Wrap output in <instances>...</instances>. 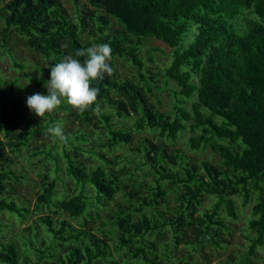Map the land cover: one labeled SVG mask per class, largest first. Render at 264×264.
<instances>
[{
	"label": "trees",
	"instance_id": "obj_1",
	"mask_svg": "<svg viewBox=\"0 0 264 264\" xmlns=\"http://www.w3.org/2000/svg\"><path fill=\"white\" fill-rule=\"evenodd\" d=\"M87 1L93 9L83 12L77 5L73 20L61 0H0L2 47L14 32L23 46L47 61L36 67L43 78L32 75L36 92L46 95L43 85L51 66L100 43L111 46L112 59L129 63L137 80L122 77L110 62L113 75L93 81L100 89V113L95 104L82 115L73 111L83 124L97 118L99 136L108 141L97 144L103 152L84 149L89 141L84 133L65 134L67 142L54 138L48 148L45 143L34 148L33 156L44 155L56 175L64 171L79 189L55 202L57 177L43 176L32 210L35 218L18 240L0 243V264H160L183 246L221 249L230 230L225 220L239 217L237 199L243 208L253 203L246 222L247 251L237 263L255 264L252 258L264 249V0ZM108 17L123 27H111ZM86 19L96 37L82 43ZM149 41L170 49V62L159 71L147 64L153 63V51L163 53L160 47L141 56L142 45ZM12 61L14 68H24ZM169 81L175 87H168ZM14 87L0 79V213L13 214L23 223L29 207L4 197L8 180L19 177L10 168L12 157L58 119L25 112ZM159 92L171 96L169 112L151 103V95ZM64 110L70 112L66 106ZM130 129L155 137L141 136L133 144ZM185 132L191 151L209 149L219 161L195 162L170 147ZM58 143L64 169L58 155L48 151ZM124 147L129 154L121 161L106 157L109 149ZM85 154L91 162L82 159ZM205 199L212 203L200 209ZM89 209L96 219L103 216L99 229L86 227ZM58 212L83 223L72 224ZM188 258H174L170 264H185Z\"/></svg>",
	"mask_w": 264,
	"mask_h": 264
},
{
	"label": "rangeland",
	"instance_id": "obj_2",
	"mask_svg": "<svg viewBox=\"0 0 264 264\" xmlns=\"http://www.w3.org/2000/svg\"><path fill=\"white\" fill-rule=\"evenodd\" d=\"M62 6L65 9L66 13L75 20V12L77 5L79 6V11L86 12L87 9H93L90 7L87 0H78V4L74 3L72 0H61ZM248 13H245L243 17H241L236 25L239 27L243 24V18L247 17ZM112 25L111 27L120 29L123 26L118 23L112 17H108ZM3 28V23L0 20V79L15 83V94L22 106V109L30 113L29 109L26 107V99L28 96L37 93L34 83L32 82V75H37L39 78H43L45 74L43 72H39L36 67L45 66L46 59L43 58L40 54L35 53L29 50L27 47L23 46L20 40V37L17 36L14 32H11L8 42L5 47L3 46L1 29ZM96 37V31L94 25L86 19V26L82 30L81 33V41L82 43H86L88 41L94 40ZM154 46L160 47L161 52L153 51V63H148L147 66L152 68L154 71H159L165 66H167L170 62V49L160 43H154L153 41L144 42V45L141 47V56L146 57L147 51ZM12 59L18 63L22 64L24 68L22 70L18 68H14L12 66ZM110 62L114 63V67L116 71L122 77H128L133 81H137L135 78L134 69L129 63L124 62L119 59H111ZM109 62V63H110ZM37 67V68H38ZM168 87H175V84L172 81H169ZM43 90L47 94V89L43 85ZM151 103L162 112H169L170 106L172 103L171 96L168 95L167 92H159L153 93L151 95ZM193 99V98H192ZM191 100H188L186 106L188 107L191 103ZM64 106L70 110L67 112L64 110ZM73 109L69 107L67 104L62 103L53 113L54 118L58 119L56 124H60L63 128L64 134L68 135H79L84 133L89 141L83 144L84 149H91L95 147L97 152H103L104 149L97 146L98 143H107V138L103 136H99V132L97 130V126H99V122L97 118H94L91 123L83 124L81 121L77 120L73 116ZM115 123H120V120L114 118ZM128 125H131V120L126 121ZM130 132L134 136V143L139 137H148L154 139L155 134L144 131L134 132L133 129H130ZM188 132L182 133L180 138L173 143L170 147L178 148L183 151L187 156H189L193 161L198 162L200 160H209L212 163H217L219 161V157L212 153L209 149L204 151H191L188 147L187 143ZM52 137H50L46 132L42 135L34 138L27 147L22 148L16 155L12 157V163L10 164V168L12 171L16 173L18 177L17 180L10 179L6 185V191L4 197L13 198L17 201L19 205H24L29 207L30 214L28 215V220L26 222L21 223L20 219L13 214L3 212L0 213V223L2 224L1 232H0V243L10 240V239H19V233L23 227L27 226L35 217V213L33 210V205L35 203V198L40 192V181L43 176H48L50 179L57 177V185H56V195L53 198L55 202L61 199L69 198L73 193L78 192V185L74 183V181L67 177L64 174V171H60L57 175L55 172L54 165L50 162V160L45 159L44 155H36V148L39 144L45 143L48 148L51 146L53 142ZM131 146H134V145ZM46 150V149H45ZM52 155H58L60 159V166L64 169V159L61 154V143H58V146L55 150L51 151ZM127 148H118L114 151H107L106 157L112 162L121 161L123 155L129 154L126 153ZM94 157V156H92ZM82 159L88 162H91L89 154H85L82 156ZM86 192L91 193V188L86 187ZM212 203V199H205L200 209L208 208ZM237 203V212L239 217L237 220H229L226 219V223L230 225V230L226 232L223 237L227 239L228 243L224 245L221 249L219 248H202L200 250H192L187 246L179 247L173 257L167 263L160 264H170L174 262V258L184 257L185 255H189L188 259H185V264H231V262H239V258L241 254L247 251L248 241L246 237L250 234L247 232L246 222L250 219V209L252 206V202H250L246 207H241L240 200H236ZM112 206V203L109 205ZM43 212H46L44 207H41ZM103 212V211H102ZM100 213L104 215L103 213ZM58 216H63L67 218L72 224L81 225L83 220L81 219H70L67 215H64L62 212H58ZM223 217V213H221ZM103 217V216H102ZM101 217V218H102ZM101 218L96 219V215L92 209H89L84 219V223L86 227H94L99 229V223ZM228 220V221H227ZM252 261L255 264H264V249L259 248L257 250V258H252Z\"/></svg>",
	"mask_w": 264,
	"mask_h": 264
},
{
	"label": "clouds",
	"instance_id": "obj_3",
	"mask_svg": "<svg viewBox=\"0 0 264 264\" xmlns=\"http://www.w3.org/2000/svg\"><path fill=\"white\" fill-rule=\"evenodd\" d=\"M75 57L77 58L65 56L50 67V78L44 84L47 94L37 92L26 99V107L30 113L43 118L53 113L62 103L81 115L95 104V112L100 113L97 103L100 89L93 86V81L103 79L105 74L113 75L114 68L109 63L112 48L108 43L95 44L77 50ZM79 57L84 59H78ZM47 134L67 142L60 124L48 127Z\"/></svg>",
	"mask_w": 264,
	"mask_h": 264
}]
</instances>
